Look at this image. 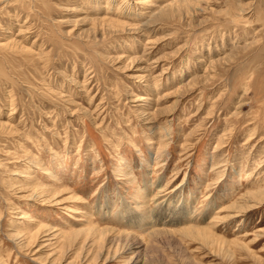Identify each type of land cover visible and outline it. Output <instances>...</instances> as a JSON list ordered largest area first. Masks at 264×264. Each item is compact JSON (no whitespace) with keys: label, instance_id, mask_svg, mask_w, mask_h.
<instances>
[{"label":"rangeland","instance_id":"obj_1","mask_svg":"<svg viewBox=\"0 0 264 264\" xmlns=\"http://www.w3.org/2000/svg\"><path fill=\"white\" fill-rule=\"evenodd\" d=\"M131 248L264 264V0H0V264Z\"/></svg>","mask_w":264,"mask_h":264},{"label":"bare ground","instance_id":"obj_2","mask_svg":"<svg viewBox=\"0 0 264 264\" xmlns=\"http://www.w3.org/2000/svg\"><path fill=\"white\" fill-rule=\"evenodd\" d=\"M235 209H236V207H235ZM239 209V208H238ZM231 211V210H230ZM235 218V217H234ZM101 230V229H100ZM202 230V229H201ZM204 230V229H203ZM192 231V230H191ZM95 232V231H94ZM105 232V231H104ZM113 232V231H112ZM185 232V231H184ZM200 232V231H199ZM116 233V232H115ZM114 233V234H115ZM196 233V232H195ZM120 234V233H119ZM190 234V233H189ZM193 234H194V232H193ZM123 235V234H122ZM122 235H120V236H122ZM127 235V234H126ZM103 236H104V234H103ZM128 236V235H127ZM124 237V236H123ZM106 238V237H105ZM109 238V237H108ZM118 238H119V235H118ZM130 238V237H129ZM129 238H127V239H129ZM132 238V237H131ZM98 240V239H97ZM112 240V239H111ZM131 240V239H130ZM108 242H109V239H108ZM129 244V243H128ZM128 244H127V246H128ZM134 244V243H133ZM176 244V243H175ZM130 246H132L131 244H130ZM140 247V246H139ZM142 247V246H141ZM123 248H124V246H123ZM137 248V247H136ZM124 250V249H123ZM127 250V249H126ZM132 248L131 249H128V251H125V252H123L122 254H124V255H127V256H129L130 255V253L133 255V252H135V251H137V250H135V251H133L132 252ZM142 251V250H141ZM140 251V252H141ZM137 254H139V252L137 253ZM141 254H139V256H140ZM116 257V256H115ZM129 257H131V256H129ZM129 257H127L128 259V261H127V263L128 264H140V262H139V259H138V257H136V256H134L133 258L131 257V258H129Z\"/></svg>","mask_w":264,"mask_h":264}]
</instances>
